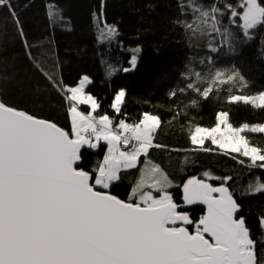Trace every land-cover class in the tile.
I'll return each instance as SVG.
<instances>
[{
  "label": "snow or ice",
  "instance_id": "1",
  "mask_svg": "<svg viewBox=\"0 0 264 264\" xmlns=\"http://www.w3.org/2000/svg\"><path fill=\"white\" fill-rule=\"evenodd\" d=\"M179 8L180 17L173 23L190 44L204 42L211 54L237 53V45L253 39L254 31L264 26V0H179ZM0 9L12 18L26 54L59 95L70 123L65 128L0 98V264H264V250L258 253L241 203L229 186L232 176L205 171L203 178L191 176L182 185L174 184L150 157L151 149L162 147L154 143L161 117L143 111L130 122L123 88L113 94L110 115L87 91L93 83L88 75L69 85L32 57L13 0H0ZM103 15L104 0L99 17ZM53 16L63 19L55 10ZM99 32L102 42L119 35L107 23ZM130 51V66L110 65L108 78L135 70L141 49ZM199 63L206 70L186 66L181 77L187 82L169 90L170 99L193 94L173 120L190 107L198 108L201 99H220L226 85L225 103L264 110V90L245 93L248 81L235 66L217 67L214 55ZM54 67L59 69V63ZM0 77L7 78L6 72ZM214 120L211 127L190 125V151L212 152L207 141L224 154H236L232 158L249 169H264V148L245 135L264 134V123L234 126L227 110L216 112ZM101 148L102 158L89 164L86 152ZM129 170L138 175L127 197L120 198L113 187ZM173 187L181 189L180 201L170 191ZM256 195H264L259 177L240 189L241 197ZM194 205L204 206L198 218L186 210ZM258 223L264 230V212Z\"/></svg>",
  "mask_w": 264,
  "mask_h": 264
},
{
  "label": "trees",
  "instance_id": "2",
  "mask_svg": "<svg viewBox=\"0 0 264 264\" xmlns=\"http://www.w3.org/2000/svg\"><path fill=\"white\" fill-rule=\"evenodd\" d=\"M203 2L207 4L211 0ZM229 2L235 3L236 0ZM13 4L23 24L27 43L31 46L32 57L40 61L46 71L62 75L64 82L69 85H75L81 76L88 75L93 83L87 91L100 100L102 109L110 115L112 113L108 105L113 94L123 88L127 91L124 111L130 122L138 120L143 111L161 117L162 125L155 133L154 143L162 147L151 149L150 157L176 185H182L191 176L203 178L205 171L221 177L232 176L229 186L241 203V214L245 216L253 238L257 240L258 253L264 250V245L260 243L264 240V230L258 223L259 215L264 212V195L240 196V189L249 182L258 177L264 180V169H249L232 158L236 154H224L207 141L206 145L214 149L212 152L190 151L193 145L189 139L190 125L211 127L215 123V113L220 110L230 112V122L234 126L244 122L250 125L264 123V110L253 109L242 103H225L224 97L228 95L226 85L220 93V99H201L198 108L190 107L173 120L175 113L189 103L193 94H178L175 99L168 96L170 89L177 85L182 87L187 82L181 77V73L187 70L186 66L197 71L206 70L199 61L207 55L215 56L217 67L235 66L239 69L237 57L250 44L259 42V52L264 62V26L254 31L253 39L238 44L237 53L225 55L222 50L221 53L211 54L204 42L192 41L190 44L183 30L173 23L180 17L179 0H104L103 17H99L102 0H13ZM54 10L62 15V20L53 16ZM105 23L114 25L119 35L111 41L102 42L99 28ZM224 23L227 25V18ZM216 39L219 41L220 38ZM137 47L141 52L135 70L128 73L117 71L108 78L110 65L117 68L130 66V50ZM57 62L59 69L54 67ZM0 72H6L7 77H0L1 98L70 128L59 95L34 68L33 60L26 54L6 9H0ZM245 79L248 88L244 92L256 93L251 81ZM234 93L239 94L238 90H234ZM245 135L251 144L264 148V134ZM104 150L87 151L88 163L94 164L102 158ZM137 175L136 170L122 172L121 180L113 187L114 194L126 198ZM211 182L219 184V181ZM170 191L175 199L181 200L180 188L174 187ZM186 210L198 218L203 208Z\"/></svg>",
  "mask_w": 264,
  "mask_h": 264
},
{
  "label": "rangeland",
  "instance_id": "3",
  "mask_svg": "<svg viewBox=\"0 0 264 264\" xmlns=\"http://www.w3.org/2000/svg\"><path fill=\"white\" fill-rule=\"evenodd\" d=\"M259 46V42H254L237 57L239 70L251 81L256 93L264 90V62L259 52Z\"/></svg>",
  "mask_w": 264,
  "mask_h": 264
},
{
  "label": "water",
  "instance_id": "4",
  "mask_svg": "<svg viewBox=\"0 0 264 264\" xmlns=\"http://www.w3.org/2000/svg\"><path fill=\"white\" fill-rule=\"evenodd\" d=\"M0 98H1V95H0ZM211 182V181H210ZM212 183V182H211ZM195 207H201V208H203L204 206L203 205H194V206H190V207H188V208H195ZM241 212H242V210H241Z\"/></svg>",
  "mask_w": 264,
  "mask_h": 264
}]
</instances>
